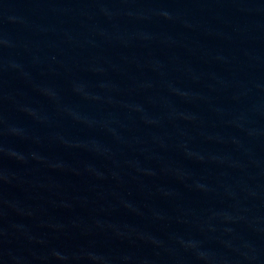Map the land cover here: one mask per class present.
<instances>
[{
  "label": "water",
  "instance_id": "95a60500",
  "mask_svg": "<svg viewBox=\"0 0 264 264\" xmlns=\"http://www.w3.org/2000/svg\"><path fill=\"white\" fill-rule=\"evenodd\" d=\"M0 264H264V0H0Z\"/></svg>",
  "mask_w": 264,
  "mask_h": 264
}]
</instances>
